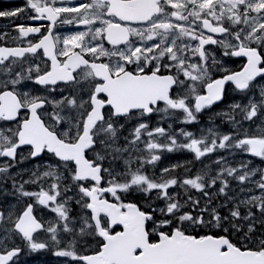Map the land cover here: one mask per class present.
I'll return each instance as SVG.
<instances>
[{
  "label": "snow or ice",
  "instance_id": "1",
  "mask_svg": "<svg viewBox=\"0 0 264 264\" xmlns=\"http://www.w3.org/2000/svg\"><path fill=\"white\" fill-rule=\"evenodd\" d=\"M0 18L18 33L0 31V264H264V0H24Z\"/></svg>",
  "mask_w": 264,
  "mask_h": 264
},
{
  "label": "flooded vegetation",
  "instance_id": "2",
  "mask_svg": "<svg viewBox=\"0 0 264 264\" xmlns=\"http://www.w3.org/2000/svg\"><path fill=\"white\" fill-rule=\"evenodd\" d=\"M23 5H24V0H0V11L13 10L16 7H22ZM19 22L20 21H17L16 23H19ZM27 23L31 24L32 26H37V24L39 22L28 21ZM15 28H16L15 23H12L8 19L0 18V31H8L12 35H18V33L14 31ZM69 29H71V26H65L62 29V33L67 34ZM79 30H84L83 26H80ZM217 35L219 36V34H217ZM28 39H31V36L27 37V38H21V42L18 45L17 44H11L10 46H27V40ZM106 46L110 47V45H107V43H106ZM213 47H215V46H213ZM38 51H40L42 53V50H38ZM233 60L235 62L230 64L229 66L234 68L235 70H239L240 67L242 66V64L246 62V59H241V58H233ZM36 87L39 88L40 86L37 85ZM230 95H233V94L230 93ZM235 98L239 99V96L237 95ZM221 108H224V105H219L218 107H214L212 109V112L220 111ZM225 110H227V109H225ZM208 117H209V113H205L204 115L200 116V124L199 125H197V124L181 125L179 123H174L173 126L176 130H179L181 127H185V129L187 131H192V132L198 133V130L201 126H207ZM156 120H157V117L155 115H153L152 116V122L155 123ZM216 123L217 124L220 123L219 118L216 119ZM162 126L167 128V122H165ZM132 127H133V125H127L123 135H128L129 132H131ZM0 128H13L14 129L15 124H11V123L4 124L3 122H0ZM129 139H131V136H129ZM142 139H143V137H142ZM124 143H125V141L123 139H121L119 141V146L122 147L124 145ZM143 145L144 144L141 143L138 146L143 147ZM187 155H188L187 161L192 160L194 154L187 151ZM213 159H215V156H213ZM205 163H207V161H205ZM256 163H258V164L260 163L258 159L256 160ZM188 167H190L192 169V173H196V170L201 168L202 165L199 162L194 161L192 164H189ZM25 178H27V177H25ZM233 186H235V182H233ZM32 190H38V189L33 188ZM69 195H71V193H69ZM106 198L111 199L110 195ZM125 202L127 203L130 201L126 200ZM40 207H41V209H43V215H44L45 219L51 218V219L55 220V213L50 212V210H48V209H44L43 206H40ZM72 208L76 209L77 206L75 204H72ZM39 214H40V212L38 211L37 215L39 216ZM46 227H47V225H46ZM37 239L43 240V239H45V237L43 235H41V236L37 237ZM17 242L19 243V241H17ZM54 257L55 256H53L49 253V250H37V251L33 252V251H29V250L25 249V251L22 252L18 258H15V259H16V264H53V258ZM60 258H62V257H60ZM63 258L59 259L60 263L61 264H67L66 258H64V259ZM42 260L44 262H41Z\"/></svg>",
  "mask_w": 264,
  "mask_h": 264
},
{
  "label": "rangeland",
  "instance_id": "3",
  "mask_svg": "<svg viewBox=\"0 0 264 264\" xmlns=\"http://www.w3.org/2000/svg\"><path fill=\"white\" fill-rule=\"evenodd\" d=\"M138 147L141 148V146H138ZM134 155H135V153H134ZM145 155H147V151H146ZM163 158L165 160V166L169 165L172 162L176 163L177 161H179V162L187 161V159H186L187 157H185V151L184 150L182 152H180V153L179 152H174V153L165 154L163 156ZM158 163L159 162H157V165H158ZM135 166L136 165H133V167H135ZM116 167H117L118 170H121V171L123 170L122 164H116ZM145 171L150 172L151 171L150 166H146ZM158 171H159V169H157V172ZM257 194H259V193H257Z\"/></svg>",
  "mask_w": 264,
  "mask_h": 264
}]
</instances>
